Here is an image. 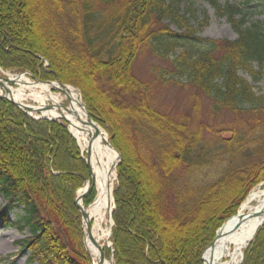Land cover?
<instances>
[{
	"label": "trees",
	"instance_id": "16d2710c",
	"mask_svg": "<svg viewBox=\"0 0 264 264\" xmlns=\"http://www.w3.org/2000/svg\"><path fill=\"white\" fill-rule=\"evenodd\" d=\"M184 1L0 0V68L78 88L121 155L114 264H203L235 207L264 182V93L240 75L259 82L264 73V20L248 15L250 6L264 14V0H204L237 33L222 42L196 36L200 30L181 13ZM186 1L184 13L195 17L194 0ZM167 21L185 33L169 30ZM145 48L174 57L171 72L158 74L163 83L182 78L209 100L214 119L227 112L235 120L197 125L199 102L180 118L159 112L152 83L133 72ZM88 175L65 122L33 120L0 98V194L8 202L0 220L29 230L18 242L27 264H90L75 205ZM93 200L92 193L85 204ZM20 207L25 216L12 224L9 212ZM241 264H264V225Z\"/></svg>",
	"mask_w": 264,
	"mask_h": 264
},
{
	"label": "bare ground",
	"instance_id": "6f19581e",
	"mask_svg": "<svg viewBox=\"0 0 264 264\" xmlns=\"http://www.w3.org/2000/svg\"><path fill=\"white\" fill-rule=\"evenodd\" d=\"M47 66L46 62L45 67ZM10 78L16 86L1 88L3 86L0 85V96H6L20 104L32 100L35 104H29L27 107L37 112H30V115L26 114L27 116L36 121H57L54 119L63 116L71 123L67 128L84 153L85 159L89 161L94 178L92 192L95 191L96 194L94 201L89 205L84 204L86 198L79 201L91 223L89 231L88 220L84 219L86 247L92 264H112L107 259L101 260V249L104 250V247L110 244L109 216L113 208L115 171L119 158L115 148L109 145L108 134L98 125L93 126L87 122L88 116L82 108L80 92L73 87L65 91L70 99V108L66 109L62 106L61 98L53 94L52 88L46 84H39L33 76L30 78L27 75H10ZM47 102L52 104L47 105ZM48 106L53 108L48 109ZM86 189L87 186H84L79 193H84ZM263 223L264 189H261L253 191L238 214L228 219L217 232L218 239L205 252L203 264H240L246 249Z\"/></svg>",
	"mask_w": 264,
	"mask_h": 264
},
{
	"label": "rangeland",
	"instance_id": "374dc122",
	"mask_svg": "<svg viewBox=\"0 0 264 264\" xmlns=\"http://www.w3.org/2000/svg\"><path fill=\"white\" fill-rule=\"evenodd\" d=\"M244 1L245 0H220V4L222 6H226V5L241 6L244 4ZM36 3L39 5L40 1H37ZM188 6H189V4L185 0L182 3V5L180 6L181 10H182L181 13H182V15H185V17L189 20L187 22H190L191 27H193L194 29L200 30V32H198L196 34V36H199L202 39L210 40L213 42H222V41H226V40L233 41V40L237 39V37H238L237 33L234 31L233 27L230 25L227 18H223V17L219 16L217 14L216 10L209 3H207L204 0H194L193 6H192V13L195 14L194 15L195 17H193L192 14H190V15L185 14ZM38 7H40V6H35L36 9H38ZM248 15H249V17L251 15L250 21H252V20L253 21L264 20V14L262 13L261 7L260 8H253L250 6V9L248 10ZM164 24L169 26V30H171L177 34H184L186 31L185 29H182L181 27H179V25L177 23H171V21H167ZM200 24H203L202 28L200 27ZM160 26L161 25H159L158 27H160ZM183 41H184V43H181V45H183V46L189 45V43H187L186 40L183 39ZM159 46H160V44L158 42L153 43V47L157 48ZM178 46H179L178 52H180L181 47H180V45H178ZM197 47L202 48V45L199 44V45H197ZM172 59H174L173 56H167L165 58L158 56L156 53H154L151 50V48L142 49L135 59L134 67H133V72H134L135 76L141 81L152 83V85L154 87L153 100H154L155 108L159 112L165 113V114L169 115L170 117L180 118L184 115L192 113L191 112L192 108H194V105L196 104V102H199L201 110H200V119L198 120V122L196 120L197 125L203 124L204 126H206V125L215 124V122H225V123L233 122L235 120V116L232 114H229L227 112H223V113L219 114L214 119L210 113L211 103L209 102V100L207 98H205L204 96H202L201 94H199L195 88H193L190 85H187L186 81H184L182 78H177L178 79V80H176L177 84H175L173 82H169V81H167V83H163L161 81L158 74L161 71H170L171 72L172 67H173L171 64ZM0 70H2L1 72L4 71L8 75H14V76H19V75L23 74L24 72H27V71L23 72V71H18V70H3L1 68H0ZM0 75L3 76L2 73H0ZM240 75L243 78H245L247 81H249L254 86L255 92L257 95H261L264 93V73L262 74L261 80L259 82H256L255 80H253V78L251 76H249L243 72H241ZM36 81H39V80H36ZM43 82H47V81H43ZM52 82H55V81H52ZM10 85L16 86L15 83L10 84ZM69 86H72V85H69ZM72 87L77 89L82 95V92L78 88H76L74 86H72ZM52 92H53V94H56L57 96H59L61 98L62 106L64 108L68 109L70 106V103L66 99V97L63 96L62 92H60L58 90H52ZM82 98H83V95H82ZM25 104L26 105H29V104L34 105L35 103L32 100H27L25 102ZM50 104H52V103L47 102V105H50ZM57 122L64 123V122L58 121V120H57ZM103 130H105V129H103ZM106 133L109 136V133L107 131H106ZM204 134L208 135L205 130H204ZM109 139H110V137H109ZM78 148H79V146H78ZM79 150L81 152L80 148H79ZM81 156H82V152H81ZM115 172H116V179L114 181V189L118 184L117 168H116ZM88 174H89V172H88ZM88 178H89V175H88ZM83 187H84V185H83ZM261 189L262 190L264 189V182L260 183L258 186H255L254 188H252L250 190V192L245 197V199L243 201H241L238 206L235 207V209L233 211V212H235V214L232 217H234L236 214H238V212L241 210L243 204L245 203L246 199L248 198V196L253 191H258ZM80 190L77 192L76 197H77L78 193L80 192ZM92 193H93V197L95 199V195H96L95 191ZM92 193H91V195H92ZM84 204H85V200H84ZM85 205H87V204H85ZM113 207H114V203H113ZM4 211H8V202L0 194V213H2ZM23 216H25L24 209L22 207H20V208H17V209L10 211L9 215H8V219L13 224V223L17 222ZM81 228L83 230L82 243L84 245L85 228L83 225V219H82ZM28 237H30L29 230H26L23 233H21L15 227L6 228L0 220V264H27L26 252L21 253L19 251L18 242H20L21 240H24L25 238H28ZM84 247H85V245H84ZM104 254H105V258L107 260H110V257L112 255V249L104 247Z\"/></svg>",
	"mask_w": 264,
	"mask_h": 264
},
{
	"label": "water",
	"instance_id": "95a60500",
	"mask_svg": "<svg viewBox=\"0 0 264 264\" xmlns=\"http://www.w3.org/2000/svg\"><path fill=\"white\" fill-rule=\"evenodd\" d=\"M21 75H27V76H29V77H32L31 73H29V72H24V73L21 74ZM5 82H6L7 84H13V83H14L13 80H11L10 76H9L8 74H6V73H4L3 76L0 75V85L3 86V87H1V88L8 87L7 84H5ZM36 82H38L39 84H46V85L50 86L52 89L58 90V91L64 93L65 95H66L65 91H66V92L69 91V86H67V85H65V84H63V83H61L60 81H56V82H51V81H47V82L36 81ZM4 86H5V87H4ZM80 95H81V93H80ZM0 97H1V98H4V99H6V100H8L10 103H12L14 106L18 107L21 111H23V112H24L25 114H27V115H30V112H37V111H32V109H30L29 107H27V105L17 103V102H15V101H13V100L7 98L6 96H0ZM66 99H67V100L69 101V103H70V99L67 97V95H66ZM81 99H82V108L85 110V112H86V114H87V116H88V121H87V122H88L89 124L93 125V126L97 125V123H95V122L93 121V119H92V117H91V114H90V112L88 111L87 106H86V104H85L84 101H83L82 95H81ZM48 107H49L48 109L53 108V106H48ZM66 109H67V108H66ZM54 120L65 121V122H67V123L69 124V126L71 125V123H70L65 117H63V116H61V117L58 118V119H54ZM99 127H100V126H99ZM109 145L113 148V146H112V144H111V142H110V139H109ZM79 148H80V147H79ZM117 153H118V152H117ZM118 155H119V158H118V162H117V164H116V168H117V167L119 166V164L121 163V155H120L119 153H118ZM87 157H88V158L90 157V156H89V153L87 154ZM85 161H86V165H87L88 172H89V179H88V178H85V179H84V186H87V189H86V191H85L84 193H82V194H81V193H78V195H77V197H76V199H75V205L77 206V208L79 209L80 213L82 214L83 222H84V219H85V220H88L87 226H88V230L90 231L91 223H90L89 217H88L87 214L83 211V209L81 208V206H80V204H79V201H80V200L85 199V198H88V197L90 196V194L92 193V190H93V186H94V178H93L92 173H91V170H90L89 161L86 160V159H85ZM113 193H114V192H113ZM113 203H114V198H113ZM114 211H115V206L112 208V210H111V212H110V216H109V220H110V232H109V238H108V239H111V238H112V235H113V227H114L113 213H114ZM263 225H264V223L261 225V227H262ZM222 228H223V226H222ZM222 228H221V229H222ZM221 229H220V230H221ZM220 230H219V231H220ZM217 239H218V233H217V236H216L215 240H214V241H213V242H212V243L206 248V250L203 252V254H202V256H201L202 261H204V258H203V257H204L205 252H206L209 248H211V247L214 245V243L216 242ZM84 245H85V251H86V253H87V255H88L89 259H90V263L92 264L91 257H90V255H89V252H88V249H87V247H86V243H85V233H84ZM112 246H113V244L110 243V244H107V245H106V248H111ZM113 252H114V250H112V255H111L110 260H109L112 264H114V255H113ZM105 259H106V258H105L104 250L101 249V260H105ZM243 260H244V256H243V259H242L241 263L243 262ZM241 263H240V264H241Z\"/></svg>",
	"mask_w": 264,
	"mask_h": 264
}]
</instances>
